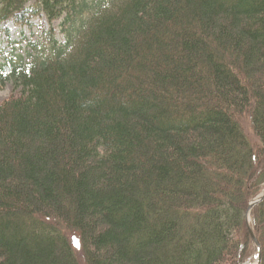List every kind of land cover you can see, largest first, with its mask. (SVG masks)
<instances>
[{"label": "trees", "instance_id": "trees-1", "mask_svg": "<svg viewBox=\"0 0 264 264\" xmlns=\"http://www.w3.org/2000/svg\"><path fill=\"white\" fill-rule=\"evenodd\" d=\"M44 14L19 45L13 22ZM12 80L0 264L258 257L264 0H0V84ZM255 224L264 242V202Z\"/></svg>", "mask_w": 264, "mask_h": 264}, {"label": "rangeland", "instance_id": "rangeland-1", "mask_svg": "<svg viewBox=\"0 0 264 264\" xmlns=\"http://www.w3.org/2000/svg\"><path fill=\"white\" fill-rule=\"evenodd\" d=\"M35 20L37 22L36 27H30V26L22 27L18 23L13 22V29H14L15 37L18 39L19 45H21L24 48L28 47V44L31 38H34V37L39 38L43 34L46 24L51 25L49 16L47 14L38 16ZM62 22L63 20L57 21L58 24H61ZM62 29H63L62 26L59 27L58 29L59 35L62 38L66 39V35ZM22 91H23V88L19 87L18 83L14 80L8 82L6 85L0 84V103L6 101L7 99H9L10 97H12L13 95L17 93H21ZM249 129L252 132V135L254 136L255 140H258L259 137L254 127L250 126ZM77 240L80 243L82 241L81 238L78 236H77Z\"/></svg>", "mask_w": 264, "mask_h": 264}, {"label": "water", "instance_id": "water-1", "mask_svg": "<svg viewBox=\"0 0 264 264\" xmlns=\"http://www.w3.org/2000/svg\"><path fill=\"white\" fill-rule=\"evenodd\" d=\"M264 202V193L259 195L252 203L249 211V219L252 227V231L259 248V257L255 260H250L246 264H264V242L259 234L257 226L255 224V209L258 204Z\"/></svg>", "mask_w": 264, "mask_h": 264}]
</instances>
